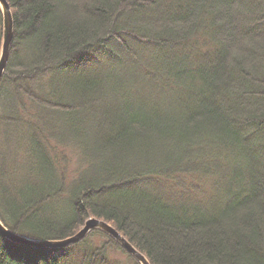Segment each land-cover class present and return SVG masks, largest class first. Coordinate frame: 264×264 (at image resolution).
<instances>
[{
	"label": "trees",
	"instance_id": "1",
	"mask_svg": "<svg viewBox=\"0 0 264 264\" xmlns=\"http://www.w3.org/2000/svg\"><path fill=\"white\" fill-rule=\"evenodd\" d=\"M6 2L1 224L58 241L96 218L149 264H264V0ZM0 264L138 263L94 231L0 236Z\"/></svg>",
	"mask_w": 264,
	"mask_h": 264
},
{
	"label": "water",
	"instance_id": "2",
	"mask_svg": "<svg viewBox=\"0 0 264 264\" xmlns=\"http://www.w3.org/2000/svg\"><path fill=\"white\" fill-rule=\"evenodd\" d=\"M0 11L2 16V38L0 47V80L4 74V70L10 54L13 42V20L10 7L6 0H0ZM97 230L113 238L119 246L128 253L139 264H149L147 259L136 251L115 229L108 223L96 218L88 219L74 235L59 241H38L11 233L0 223V236L4 239L15 243H22L34 247H44L50 249L65 248L79 243L89 233Z\"/></svg>",
	"mask_w": 264,
	"mask_h": 264
},
{
	"label": "rangeland",
	"instance_id": "3",
	"mask_svg": "<svg viewBox=\"0 0 264 264\" xmlns=\"http://www.w3.org/2000/svg\"><path fill=\"white\" fill-rule=\"evenodd\" d=\"M0 31H1V20H0Z\"/></svg>",
	"mask_w": 264,
	"mask_h": 264
}]
</instances>
